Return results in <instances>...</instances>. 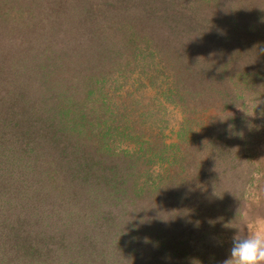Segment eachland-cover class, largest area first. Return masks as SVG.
<instances>
[{"label": "trees", "instance_id": "16d2710c", "mask_svg": "<svg viewBox=\"0 0 264 264\" xmlns=\"http://www.w3.org/2000/svg\"><path fill=\"white\" fill-rule=\"evenodd\" d=\"M37 17L70 21V31L59 44L50 43L45 32L52 27ZM2 37L16 38L17 49H25L0 65L8 78L21 79L32 59L33 68L43 69L38 78L58 67L60 80L68 76L80 85L69 91L56 84L55 91L53 80H45L33 94L20 89L0 96V165L14 176L8 184L0 181V264H200L190 252L209 232L198 226L194 232L185 222L189 195L175 182L152 188L144 181L147 173H140V167L149 169L143 162L149 159L143 148L149 112L136 98L102 106L85 100L126 71L169 67L176 72L175 94H166L171 103L189 115L216 118L192 144L184 135L169 149L175 155L185 148L175 166L181 180L193 167L239 160L241 147L264 133V0H0ZM127 142L137 150L120 152L117 145ZM91 143L103 150L107 165L99 154L94 169ZM55 180L66 194L60 201L47 194ZM81 191L95 196L86 203L90 208L76 205ZM59 212L58 238L47 236L46 221ZM27 216L33 224H26ZM100 221L113 222L115 232L109 240L87 241L104 228ZM79 225L91 244L80 243L71 256L82 240L69 235ZM50 238L59 241L43 251ZM65 251L71 254L66 262Z\"/></svg>", "mask_w": 264, "mask_h": 264}, {"label": "rangeland", "instance_id": "374dc122", "mask_svg": "<svg viewBox=\"0 0 264 264\" xmlns=\"http://www.w3.org/2000/svg\"><path fill=\"white\" fill-rule=\"evenodd\" d=\"M58 1L66 2V4L69 2V0ZM42 18L37 17L36 20H38V24H40L39 22H43L42 24H47L52 27L50 31H44L46 39L50 43L59 44L64 32L66 34L70 31L69 28L71 22H55L53 18L50 20ZM3 38L5 37L0 39V65L6 67L12 62L13 57L18 56L19 51L25 52V49H17L18 43L15 41L17 40L16 38ZM36 50L38 51L39 49L36 48ZM30 55L31 54L29 53V56ZM56 57L57 60H61L57 55L55 58ZM26 62L27 67L32 70L36 76L33 77L30 75L32 72L27 70L21 74V79L12 80L7 77L5 72L0 73L2 76L0 77V96L4 95L3 92L6 93V91L12 94H15L16 92L18 93V90L20 89H29L33 94L34 90L37 89L36 87L45 80H53L50 81L52 83L51 86L61 84L64 87H67V90L69 89V91H71L70 88L74 85H80L76 83L78 80L74 82L69 80L68 76L63 80H60L61 77L58 76L60 68L58 67H52L55 69L51 74H46L45 77L38 78L37 75H39L43 69L37 67L33 68L32 65L35 62L32 59H29ZM141 69L145 70V67H142ZM182 71L183 70L180 69V75L182 74ZM126 72L129 73H125L122 76L120 75L117 80H109L107 85L108 91H106L107 87L105 89L101 88L89 98L90 100H85V102L92 105L95 101L94 105L102 106V102L110 101L121 105L126 104L130 98H136L141 104V111H144L145 113L147 111L149 112L145 123V136L143 139V141L147 142V146L144 145L143 148H147V151L149 150L148 155H145L148 156L149 159L145 157L143 162L147 164L149 169L140 167V173H147L148 177L144 181L148 182V184L151 183L150 187L152 186V188L155 186H159L161 189L169 188L167 185L169 182L176 187L174 184L175 182L179 184V187H176L177 190L182 191L184 189V192L189 195V205H187L189 216L185 219V222L188 223V227L190 226V229L194 232H196L198 228L201 230L203 229L205 233L209 232L208 235L203 237L200 247H196L194 252L191 251L190 253H197L200 264H222L229 255L232 236L237 231H240L241 234H247L249 230H255L257 227L256 219L258 217H264V133L261 134L260 137H253L247 145L241 147L238 151V154L241 155L239 160L225 163H212L210 165L211 167L203 166L200 169L193 167L181 180L180 176L182 174L175 172V166L176 162L183 157L181 151L185 148H180L175 155H172V152L169 149L177 144L178 140L181 137H184V135L188 138V142L192 144L193 141L200 136L201 131H205L211 122L216 121V118L213 116L214 114L207 112L189 115L183 111L182 106L171 103L172 101L167 98L166 94L168 89H173L170 90V92L174 91L175 94L172 83L176 81V72L174 71V73H171L169 67L165 68L164 66H159L150 71H140L135 69L133 72ZM181 77L185 78L183 74ZM97 88H99V86H97ZM78 102L81 103L80 100H78ZM134 120L137 124L139 123L138 120ZM156 132H158V135L155 136ZM197 144L199 145V143ZM117 146H119L118 148L120 152L136 151L138 147L134 142H127L123 145ZM96 150L97 149L92 144L91 151L93 153V158L91 159V162L94 169H97L98 163H96V160H98V158L103 165L108 164V161L104 157L103 150ZM155 150L159 152L155 154V156H152L151 154ZM99 154L101 155L98 156ZM96 156H98V158ZM189 163L193 165V163ZM8 168L7 165H0V181H3L5 184L12 182V179L14 178L13 173L12 175H9L11 173L8 171ZM209 170L211 172H209ZM212 172L213 174H211ZM102 173L106 175L109 171L106 169V171ZM100 175L101 171H96L95 177L97 179ZM95 177L91 174L86 184L89 186L90 183H93ZM52 182H54L57 187L47 190L48 197L52 199L57 197L55 200L60 201L66 194L60 191V187L56 180ZM79 182L80 181H75V183ZM94 183L96 192H98L100 186L98 182ZM5 184L1 185L3 186ZM87 185H84L83 188ZM75 199L77 202L76 205L82 209L84 207H89L86 203L92 199L95 200V196L93 197L92 195V199H89L88 194L82 192L80 196H77V198L75 197ZM76 205L70 206L77 209ZM44 207L45 208L40 211L43 214H45L44 212L48 206ZM117 208L120 210V205H118ZM156 208L157 206L154 207V210ZM59 209L63 208L59 206ZM132 210L133 208L131 207L129 211H127L129 212V216L130 211ZM61 211L62 210H60V212ZM60 212L59 214L54 213L50 222L46 221L48 223H46L47 225L44 227L43 232H45L47 236L53 235L55 238H58L57 233L60 230L59 223L54 225V219L58 215L59 218H61ZM114 214L116 215L117 213ZM149 216H151V213L147 214V217ZM32 219L35 221L34 218H29V216H27L26 224L29 222L33 224ZM99 223H104V228L99 230L98 237L93 236L90 239H87V241H92L93 239H98L99 241L109 240L112 233L115 232L113 222L100 221ZM118 228L119 230L121 229L120 226H118ZM72 230L73 231L70 233L69 237L72 239H81L82 241L77 242L75 247H73L72 255L65 251V262L70 258L68 256H73L75 251H78V245L80 243L91 244L89 242H84L83 240L89 236V234L85 237H81L84 230L83 225H79L77 229L74 228ZM58 241L59 240L54 238L48 239V249H44L43 251L53 250L51 248H53L54 245H57L56 242ZM140 242L142 244V241ZM1 255L2 253L0 256ZM45 256L51 259V254L48 252L45 253ZM65 264H70V262Z\"/></svg>", "mask_w": 264, "mask_h": 264}, {"label": "clouds", "instance_id": "9594fccd", "mask_svg": "<svg viewBox=\"0 0 264 264\" xmlns=\"http://www.w3.org/2000/svg\"><path fill=\"white\" fill-rule=\"evenodd\" d=\"M256 225L247 234L237 231L232 236L229 255L222 264H264V217H258Z\"/></svg>", "mask_w": 264, "mask_h": 264}]
</instances>
